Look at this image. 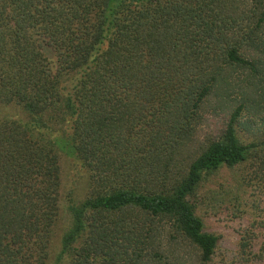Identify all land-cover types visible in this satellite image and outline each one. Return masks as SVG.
I'll list each match as a JSON object with an SVG mask.
<instances>
[{"label": "trees", "instance_id": "obj_1", "mask_svg": "<svg viewBox=\"0 0 264 264\" xmlns=\"http://www.w3.org/2000/svg\"><path fill=\"white\" fill-rule=\"evenodd\" d=\"M233 95L197 144L204 104ZM9 106L25 116L0 117V264H264V220L214 261L194 200L223 167L241 170L222 198L264 185V0H0ZM62 158L83 196L66 192L50 262Z\"/></svg>", "mask_w": 264, "mask_h": 264}, {"label": "rangeland", "instance_id": "obj_2", "mask_svg": "<svg viewBox=\"0 0 264 264\" xmlns=\"http://www.w3.org/2000/svg\"><path fill=\"white\" fill-rule=\"evenodd\" d=\"M47 53L50 55L48 51ZM234 104V95L231 98L212 96L208 99L203 106L201 121L195 133L197 144H204V141L218 136ZM8 115L24 117L25 113L16 106L0 108V117ZM239 135L246 141V132L242 130ZM61 169L63 197L60 200V212L54 225L51 240L50 262L55 261L60 248V237L70 223L67 202L65 201L68 194L66 192L74 189L76 194H79L77 197L83 196L80 194L82 185L81 187L77 185L74 170L69 162L63 158L61 159ZM240 170V166L234 169L223 167L216 172H211L205 176L202 186L194 196V200H197L196 214L202 219L204 230L218 237L214 261H219L227 256L231 257L246 226L254 219L264 220V185H247L229 193L228 197L226 195L221 197L227 188L234 184L236 186L235 179H237L236 176ZM255 246H258V242ZM61 264H65V262Z\"/></svg>", "mask_w": 264, "mask_h": 264}]
</instances>
